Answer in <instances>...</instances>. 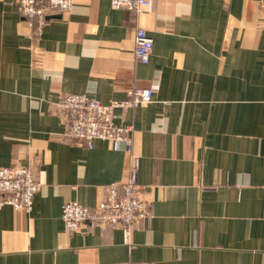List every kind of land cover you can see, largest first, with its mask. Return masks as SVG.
Listing matches in <instances>:
<instances>
[{
  "label": "crops",
  "instance_id": "1",
  "mask_svg": "<svg viewBox=\"0 0 264 264\" xmlns=\"http://www.w3.org/2000/svg\"><path fill=\"white\" fill-rule=\"evenodd\" d=\"M140 26L154 40L146 63ZM133 86L154 97L116 111L130 151L68 137L63 95L107 103ZM14 163L40 187L30 209L0 207V264H264V4L75 0L37 32L19 0H0V166ZM134 169L145 226L67 230L68 202L94 207Z\"/></svg>",
  "mask_w": 264,
  "mask_h": 264
},
{
  "label": "built area",
  "instance_id": "2",
  "mask_svg": "<svg viewBox=\"0 0 264 264\" xmlns=\"http://www.w3.org/2000/svg\"><path fill=\"white\" fill-rule=\"evenodd\" d=\"M75 0H19L20 13L29 22H36L40 32L48 17L54 12L67 11ZM152 0H111L115 7L126 6L140 11L147 8ZM264 4V0H259ZM135 56L143 63L149 61L154 40L147 29L136 30ZM154 88L133 86L126 89V97L107 103L85 94L68 93L61 97V116L71 140L84 142L92 147L97 139L119 144L125 142L127 150L132 149L130 125L116 122L117 110H127L147 104L153 100ZM40 183L27 165L14 163L0 166V207L10 204L30 209ZM144 186L138 182L134 169L124 182L104 186V198L94 207L78 201L68 202L62 217L67 230L86 232L95 226L105 228L108 224L119 225L129 233L133 228L143 227L152 217L150 200L145 197ZM134 264H150L139 262Z\"/></svg>",
  "mask_w": 264,
  "mask_h": 264
}]
</instances>
